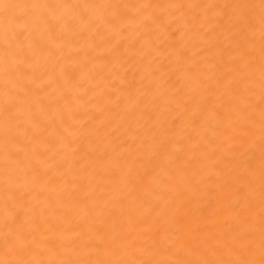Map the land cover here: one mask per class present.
Returning a JSON list of instances; mask_svg holds the SVG:
<instances>
[{"label": "bare ground", "instance_id": "6f19581e", "mask_svg": "<svg viewBox=\"0 0 264 264\" xmlns=\"http://www.w3.org/2000/svg\"><path fill=\"white\" fill-rule=\"evenodd\" d=\"M0 264H264V0H0Z\"/></svg>", "mask_w": 264, "mask_h": 264}]
</instances>
